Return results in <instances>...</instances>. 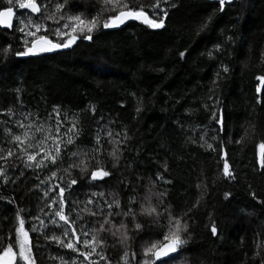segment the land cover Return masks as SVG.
Segmentation results:
<instances>
[{"label":"trees","instance_id":"obj_1","mask_svg":"<svg viewBox=\"0 0 264 264\" xmlns=\"http://www.w3.org/2000/svg\"><path fill=\"white\" fill-rule=\"evenodd\" d=\"M156 2L130 5L144 6L152 16ZM37 3L44 7L34 19L54 29L44 16L65 0ZM8 6L0 0V8ZM62 12L89 19L101 12L102 20L115 15L102 12L99 0H67ZM155 16L164 19L163 28L136 21L101 27L91 41L35 56L16 55L26 47L18 19L10 31L0 30V255L9 245L18 255L19 214L34 264H141L144 247L162 239L170 212L189 227L187 244L168 264H264V80L257 79L264 78V0H234L223 11L218 0H160ZM7 45L11 51L4 56ZM57 108L60 139L67 140L76 122L79 137L68 148L87 152V172L72 168L69 175V164L84 157L68 153L56 165L35 167L46 152L55 154ZM108 130L120 134L114 136L122 141L119 162L109 156ZM98 131L102 151L93 153ZM225 160L235 179L224 176ZM101 166L111 175L92 182L91 172ZM71 179L78 183L68 190ZM57 185L66 189L64 211L70 224L75 221L72 227L54 217ZM145 197L162 213L159 219L140 214L149 203ZM129 207L135 222L116 214ZM121 222L127 229L116 231ZM69 241L76 251L63 246ZM81 253L91 255L86 260Z\"/></svg>","mask_w":264,"mask_h":264},{"label":"snow or ice","instance_id":"obj_2","mask_svg":"<svg viewBox=\"0 0 264 264\" xmlns=\"http://www.w3.org/2000/svg\"><path fill=\"white\" fill-rule=\"evenodd\" d=\"M101 4V11L102 12H111L115 13V15H110L107 19H101V12H98L96 15L92 16L90 19L83 16V14H69L65 16L62 12V9L66 6L67 0H65L64 4H57L56 5V13H59L57 17L56 13H52L50 15L44 16L45 20L52 21L55 25H57L54 29L48 28L45 24L37 22L34 19V14L41 13L43 5H38L37 0H15L16 8L14 9L13 0H7L9 6L7 8H0V28H8L11 29L13 27V20L18 19L19 27L18 31L23 34V43L26 45L25 50L23 52H17V56H35L44 53H50L53 51L68 49L75 45L79 39L91 41L93 39V33L100 30L102 27L103 29H113L119 28L123 25H126L129 21H136L139 22L148 28L151 29H160L165 26L164 19H157L155 16L156 10L159 8L160 0H157L156 4L151 5L150 9L153 13L152 16H149L148 12L145 11L144 6L139 8H134L130 5V0H99ZM234 0H219L220 10L223 11L225 4H231ZM23 10H29L28 12H24ZM164 16H167V12L164 11ZM64 21L63 24L60 22ZM34 29V30H33ZM51 33L55 39L51 38L49 34ZM31 38V39H28ZM30 44V46H28ZM11 51V45H7L3 48V55L7 56ZM186 55L185 52H181L180 56L183 58ZM227 71V68L224 69ZM259 80H264L262 77H257ZM259 91V89H258ZM11 110H9L10 112ZM57 114V138L59 139V143H56L55 154L51 155L49 152L45 153V159H41L36 161L35 167H47L50 163L51 165H56L58 162L63 160L62 153H68L69 158H75L79 156H83V159H80L78 163H71L68 166V169H65L71 175L70 170L72 168H79V170L83 172H87L90 167V159L88 158L87 152L83 150H78L75 152H71L68 148L69 145H74L76 139L79 137V129L76 127V122H73L71 128L68 129L65 135L67 136V140L60 139V130L62 127L60 118H59V109H54ZM140 109L137 108V112ZM93 115L95 114V106L92 107ZM27 118V117H26ZM213 118L215 119V113H213ZM221 124V130L223 129V121L222 118L218 121ZM33 125H27L28 128H31ZM20 127H25V125L20 124ZM37 132L42 131L41 127L36 128ZM101 131H103L101 129ZM25 138H28V133L26 132ZM105 135L108 137V143L113 145L112 151L109 153V156L115 162H119L121 150L119 145L122 143L121 140L114 139V136L118 137L119 133H113L111 130H108ZM34 138V137H33ZM125 139L127 136L125 134ZM204 139V137H201ZM15 141L20 142L21 144L24 143L21 140L20 136L14 137ZM44 141H41L43 143ZM55 142V139H54ZM241 141H237L240 143ZM61 144L63 147H61ZM102 139L100 131L97 132L95 138V146L93 147V153H99L102 151ZM28 147L31 148L33 145L31 143L28 144ZM264 148V145H261ZM208 148L212 149L213 146L208 144ZM22 151H26V149H21ZM12 153L9 152V155ZM38 155V153L36 154ZM36 155H29L28 160L33 161L36 160ZM92 160H95L96 157L93 155L91 157ZM47 160V163L45 162ZM97 164L100 163L99 160L96 161ZM28 167H33L32 164L26 165ZM262 167H264V163H262ZM223 174L226 178L235 179L230 171V165L228 164L227 160H225L223 166ZM56 173H53L55 176ZM111 173L103 168V166L99 167L97 170L91 172L90 180L92 182L97 180H103L104 178L110 176ZM157 179H162V177H157ZM78 181L76 179H71L68 184V190H70L74 185H76ZM56 187L59 188V194L52 200L53 204H59V208L54 211V217H59L60 221H63L64 224L69 225L72 227L75 221H72L71 224L69 223V216L65 214L64 205L66 202V197L64 193L66 189L57 185ZM199 187V186H198ZM93 195H103L102 193H93ZM47 196V192L45 193ZM146 200L149 201L148 205H141V215H147L149 217L155 216L159 219L162 216V213L157 211V208L151 205L150 198L145 197ZM134 200H131L130 203H134ZM88 204L93 203L92 200L87 201ZM114 204L117 208L120 207L119 200H115ZM52 205H49L51 207ZM112 205H109L111 208ZM95 215V213H90ZM112 213H109L111 215ZM117 215H123L125 217L132 216L133 221L136 220V213L135 210L131 207L128 208L127 211L122 213H116ZM17 219L19 220V227L16 228V244L19 247V261H22L23 264H34L33 257L31 255V245L29 240V233L24 229V220L20 218L19 214L17 215ZM52 223H56V220L53 218L51 220ZM105 224L110 223L107 219H105ZM43 224V221H41ZM115 227V226H114ZM188 223L184 221L182 218L174 217L171 213H168V224L167 230L164 232L162 239H158L154 242L148 243L144 247V259L141 264H157V261L160 264H168V261L176 259V255L178 254L182 247L187 244V239L184 238L183 234L188 232ZM121 228L127 229V225L123 222L116 228V231H119ZM142 229V225L140 223H135V230L139 231ZM36 228L33 226L32 231H35ZM100 230H105L104 224H101ZM75 235V232L72 233ZM88 233L85 232L84 235ZM115 234V233H114ZM212 234L214 236L218 235L217 228L213 226ZM67 235V232L65 233ZM55 238V237H54ZM97 238L93 236V241ZM123 239H129L127 232L123 233ZM85 245H88V241H85ZM64 247L76 251L74 244L69 241L66 244H63ZM92 252H96V248L92 247ZM81 255L85 256V259H88V255L81 253ZM127 255V254H126ZM103 259V257H101ZM167 258V259H165ZM17 257L16 253L13 252V246L9 245L7 249L4 251L3 255H0V262L2 264H14L16 262Z\"/></svg>","mask_w":264,"mask_h":264},{"label":"water","instance_id":"obj_3","mask_svg":"<svg viewBox=\"0 0 264 264\" xmlns=\"http://www.w3.org/2000/svg\"><path fill=\"white\" fill-rule=\"evenodd\" d=\"M23 11H26V12H28L29 10H23ZM39 15V13H36V14H34V16H38ZM14 21V20H13ZM130 22H133V21H129L128 23H130ZM127 23V24H128ZM123 26H125V25H123ZM123 26H121V27H123ZM0 30H5V31H10L11 29H8V28H0ZM176 255V254H175ZM165 259H167V258H165ZM158 263H160L159 261H157V264Z\"/></svg>","mask_w":264,"mask_h":264},{"label":"rangeland","instance_id":"obj_4","mask_svg":"<svg viewBox=\"0 0 264 264\" xmlns=\"http://www.w3.org/2000/svg\"><path fill=\"white\" fill-rule=\"evenodd\" d=\"M219 1V0H218ZM148 243V242H147ZM146 243V244H147ZM150 243V242H149ZM145 244V245H146ZM18 249H19V247H18ZM17 257V260H16V262H14V264H23V262L22 261H19V252H18V255L16 256ZM0 264H2V262H0Z\"/></svg>","mask_w":264,"mask_h":264}]
</instances>
